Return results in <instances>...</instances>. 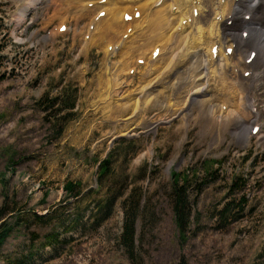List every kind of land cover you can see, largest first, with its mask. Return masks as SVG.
Segmentation results:
<instances>
[{"label": "rangeland", "instance_id": "obj_1", "mask_svg": "<svg viewBox=\"0 0 264 264\" xmlns=\"http://www.w3.org/2000/svg\"><path fill=\"white\" fill-rule=\"evenodd\" d=\"M28 1L0 0V207L6 194L14 206L0 225L15 213L26 220L0 247V264H18L31 253L28 264H130L118 243L124 220L120 202L97 230L82 224L68 232L72 223H56L69 221L71 212L93 199L67 194L65 184L79 183L77 190L85 192L96 189L99 164L109 154L118 174L144 187L142 206L150 200L154 215L139 227L144 264H264V127L253 129L245 144L227 133L224 142L213 145L201 124L180 130L179 118L152 132L137 124L118 125L123 112L108 117L113 111L98 107L106 90L100 84L102 47L82 50L79 30L90 19L52 20L58 7L52 0H43L20 19ZM61 22L66 30L61 31ZM65 89L73 90L76 107L60 119L49 105ZM146 116L161 120L157 110ZM174 173L183 178L197 174L201 184L194 202L199 221L186 241L180 240L174 222ZM235 173L249 181L240 193L246 194L247 205L240 218L225 223L216 219V210L231 192ZM30 212H52L54 223L33 222ZM51 232L65 235L52 244L47 237Z\"/></svg>", "mask_w": 264, "mask_h": 264}, {"label": "bare ground", "instance_id": "obj_2", "mask_svg": "<svg viewBox=\"0 0 264 264\" xmlns=\"http://www.w3.org/2000/svg\"><path fill=\"white\" fill-rule=\"evenodd\" d=\"M42 1L29 0L19 18ZM53 2L52 20L90 19L79 30L82 50L102 47L98 107L123 112L118 125L152 132L179 118L180 130L201 124L213 145L227 133L245 144L264 127V0ZM151 109L161 120L147 118Z\"/></svg>", "mask_w": 264, "mask_h": 264}, {"label": "trees", "instance_id": "obj_3", "mask_svg": "<svg viewBox=\"0 0 264 264\" xmlns=\"http://www.w3.org/2000/svg\"><path fill=\"white\" fill-rule=\"evenodd\" d=\"M2 31V25H0V33ZM1 35V34H0ZM1 41V40H0ZM1 50V47H0ZM73 90H64L63 94H59L50 100L49 108L54 109L56 117H63L65 112L72 113L76 107V97L72 95ZM64 112V113H63ZM63 113V114H62ZM59 119V121H60ZM128 153L125 152V155ZM112 157V156H111ZM113 159L110 158V154L99 164V186L96 189L89 190L87 192L79 191V183L68 181L64 189L67 194L73 195L74 197H80L83 199H91L83 207L71 212L67 222L64 220H56V223H60V226H65L67 223H72L70 228H66L69 231L77 229L83 224V227H93L97 230L103 225V223L109 220L119 202L124 211V220L122 230L119 235L118 243L120 247L126 252L130 264H144L142 257V245L144 238L142 234H139V227L141 223L144 225L146 221L151 219L154 213L150 211L147 201L144 206L142 201L146 196L144 187L137 182V179L133 178L132 184L128 183L127 176L118 174L113 166ZM214 173L210 172L209 175ZM176 178L173 180L171 187L172 199H173V211H174V222L179 233L181 241H186L189 238V234L192 228L198 223L199 219L194 213V202L197 199V192H201L199 177L197 174L185 175L184 178L178 173H174ZM207 175V176H209ZM126 183H128L126 185ZM249 184L247 178L239 173L233 174L230 184L229 191L226 196V201L221 204L216 210V219L225 223H229L234 220L235 217L239 216L245 211L247 205L246 194H240L244 191V187ZM128 185L130 190H128ZM103 191L100 193V190ZM127 192V195L125 193ZM3 203L0 207V219L7 217L13 210L14 206L8 204L9 195H3ZM77 207L80 206V203ZM13 204L15 202H12ZM85 203V202H83ZM31 213V212H30ZM11 219L4 220L0 225V247L3 246L8 237H10L16 225L20 223L24 225L26 220H23L20 213H15ZM49 218V220H47ZM238 218V219H239ZM33 222L39 224H53L54 217L52 212H48L46 215H40L38 213H31L30 219ZM144 229V226L141 227ZM66 230V231H67ZM142 233V231H141ZM65 234H55L53 232L48 233L49 243H56L62 241V236ZM55 239H54V238ZM54 239V241H53ZM34 258L33 253L26 260H19L18 264H28Z\"/></svg>", "mask_w": 264, "mask_h": 264}]
</instances>
